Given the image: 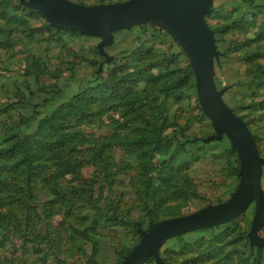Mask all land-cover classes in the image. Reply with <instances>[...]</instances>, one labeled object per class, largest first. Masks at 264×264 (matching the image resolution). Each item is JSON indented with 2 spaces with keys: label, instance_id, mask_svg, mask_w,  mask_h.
Wrapping results in <instances>:
<instances>
[{
  "label": "rangeland",
  "instance_id": "374dc122",
  "mask_svg": "<svg viewBox=\"0 0 264 264\" xmlns=\"http://www.w3.org/2000/svg\"><path fill=\"white\" fill-rule=\"evenodd\" d=\"M260 1L213 0L207 19L220 50L216 85L226 87L223 99L244 117L264 154ZM100 39L52 25L25 0H0V148L11 133L35 132L41 117L86 85L114 76L117 86L100 94L103 109L91 119L59 122L86 135L62 149L64 157L39 146V164L8 158L0 165V264H121L144 231L226 200L240 182L238 149L226 132L210 136L217 130L200 104L178 29L148 20L115 30L105 46L114 60L109 66ZM183 77L174 90V79ZM150 127L153 142L144 150L140 137ZM256 209L253 199L227 220L173 235L161 255L171 246L177 264H246L256 252L248 234ZM142 264L160 263L151 256Z\"/></svg>",
  "mask_w": 264,
  "mask_h": 264
},
{
  "label": "water",
  "instance_id": "95a60500",
  "mask_svg": "<svg viewBox=\"0 0 264 264\" xmlns=\"http://www.w3.org/2000/svg\"><path fill=\"white\" fill-rule=\"evenodd\" d=\"M25 4L42 10L50 23L59 28L76 29L98 35L99 51L110 54L105 46L113 41L115 30L148 20H164L173 24L185 39L192 57L198 98L211 118L216 132H226L241 157V179L229 198L195 212L166 219L144 231L140 242L121 264H142L154 256L160 264H168L160 248L171 236L227 220L240 213L253 199L257 209L248 231L251 241L264 246L259 229L264 223V188L261 173L264 154L244 117L222 97L226 87L218 88L215 81V58L219 56L215 29L207 19L213 0H120L111 3L77 4L70 0H25Z\"/></svg>",
  "mask_w": 264,
  "mask_h": 264
},
{
  "label": "trees",
  "instance_id": "16d2710c",
  "mask_svg": "<svg viewBox=\"0 0 264 264\" xmlns=\"http://www.w3.org/2000/svg\"><path fill=\"white\" fill-rule=\"evenodd\" d=\"M257 7L261 8L262 3H257ZM262 23H264V21ZM61 30L62 29L59 31ZM65 30H68L73 34L81 33V31L71 28H65ZM262 35H264V30H262V33L259 36ZM113 61V59H109L107 61L108 66L112 64ZM192 71L194 72L193 69ZM140 72V75L143 78L149 79L150 73L147 71L144 72L143 69H141ZM187 72L189 71L187 70ZM184 75H186L185 72H183V76ZM152 78L154 77L152 76ZM184 78L185 77L174 79V83L172 85L174 90L183 84ZM115 79L116 77L114 76H111L110 78H103L95 83L86 85L75 93H72L66 97V99L60 101L51 110L52 112H50V114L39 119V125L35 132L25 134L11 133L8 135L5 143H10L8 145L4 144L0 148V165L8 158L14 160L12 161V164L14 165H23V163L33 165L34 162H37L35 159H40L43 157V153L40 151L39 146H45L54 152L59 151L60 153H57L56 156L60 158L64 157V155L61 154V150L65 149L66 147H68L67 149H72L74 141L76 139L83 140V138H86V135L83 131H81V135L78 136L77 131L60 128L63 126V124L59 122L63 121L73 125L77 124V122L80 120L91 119L94 115L99 114L103 109V98L101 96H106L107 93H112V90H114V92L117 90V86L115 87ZM94 103H96L98 107L93 106ZM111 103L112 101H110V104ZM110 104L107 105L111 106ZM152 132L153 129L150 127L145 133L141 135L140 147L144 148L146 147L145 145H150L153 142ZM84 142L85 144H88L91 141L84 140ZM144 150L146 149L144 148ZM51 157H53V154H47V158ZM39 162H37V164H39ZM147 183H149V181H147ZM148 187L150 186L148 185ZM250 245L253 249H256V252L253 254V259L251 261H247L246 264H264V247L252 243H250ZM220 247H222L220 244L217 246H212L209 248V252H215V250L219 249ZM172 248L173 247L171 246L164 247L162 250V255L168 264H177L173 263L169 259V255H171L175 250ZM184 250L182 249V251Z\"/></svg>",
  "mask_w": 264,
  "mask_h": 264
},
{
  "label": "crops",
  "instance_id": "0c3cea01",
  "mask_svg": "<svg viewBox=\"0 0 264 264\" xmlns=\"http://www.w3.org/2000/svg\"><path fill=\"white\" fill-rule=\"evenodd\" d=\"M260 2L262 3V8H264V0H261ZM262 12H264V10H262ZM263 21L261 20V22H263Z\"/></svg>",
  "mask_w": 264,
  "mask_h": 264
}]
</instances>
